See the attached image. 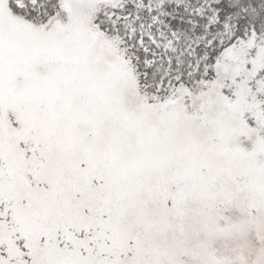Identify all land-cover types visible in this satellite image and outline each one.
<instances>
[{
    "label": "snow or ice",
    "instance_id": "6c2138e0",
    "mask_svg": "<svg viewBox=\"0 0 264 264\" xmlns=\"http://www.w3.org/2000/svg\"><path fill=\"white\" fill-rule=\"evenodd\" d=\"M0 264H264V0H0Z\"/></svg>",
    "mask_w": 264,
    "mask_h": 264
}]
</instances>
